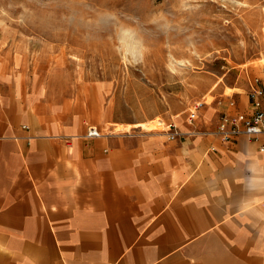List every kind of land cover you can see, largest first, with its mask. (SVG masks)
Returning <instances> with one entry per match:
<instances>
[{
  "label": "crops",
  "instance_id": "0c3cea01",
  "mask_svg": "<svg viewBox=\"0 0 264 264\" xmlns=\"http://www.w3.org/2000/svg\"><path fill=\"white\" fill-rule=\"evenodd\" d=\"M39 93L0 81V264H264L261 142L211 133L229 102L170 140Z\"/></svg>",
  "mask_w": 264,
  "mask_h": 264
},
{
  "label": "rangeland",
  "instance_id": "374dc122",
  "mask_svg": "<svg viewBox=\"0 0 264 264\" xmlns=\"http://www.w3.org/2000/svg\"><path fill=\"white\" fill-rule=\"evenodd\" d=\"M0 67L59 112L160 120L147 131L168 137L198 102L246 100L264 80V0H0Z\"/></svg>",
  "mask_w": 264,
  "mask_h": 264
},
{
  "label": "built area",
  "instance_id": "2783aa9c",
  "mask_svg": "<svg viewBox=\"0 0 264 264\" xmlns=\"http://www.w3.org/2000/svg\"><path fill=\"white\" fill-rule=\"evenodd\" d=\"M249 93V109L238 111V103L229 101L230 111L222 114L218 127L212 135L228 143L236 136H247L261 142L264 151V86L260 78L254 81ZM264 85V84H263ZM206 102H198L188 114V122L193 123L198 118V111L206 106ZM206 134V133H205ZM184 135L178 130L177 124L171 123L168 128V138L174 140ZM89 137H100L101 132L96 127L89 128ZM215 150V149H214Z\"/></svg>",
  "mask_w": 264,
  "mask_h": 264
},
{
  "label": "bare ground",
  "instance_id": "6f19581e",
  "mask_svg": "<svg viewBox=\"0 0 264 264\" xmlns=\"http://www.w3.org/2000/svg\"><path fill=\"white\" fill-rule=\"evenodd\" d=\"M157 120V119H156ZM158 124H160V120L157 121H150L148 123H141L138 125L140 128H143L144 130H158ZM122 127V126H121ZM123 129V128H121ZM129 129V128H126ZM119 130V129H117Z\"/></svg>",
  "mask_w": 264,
  "mask_h": 264
},
{
  "label": "clouds",
  "instance_id": "9594fccd",
  "mask_svg": "<svg viewBox=\"0 0 264 264\" xmlns=\"http://www.w3.org/2000/svg\"><path fill=\"white\" fill-rule=\"evenodd\" d=\"M165 27H167V25H165ZM126 35H130L129 33V30L128 29H124L122 32H121V37L122 39H124L126 37ZM126 44H128V41L126 39H124V45L126 46ZM137 52L139 53V50L137 49ZM131 58V57H129ZM139 58V55H137L136 57L132 58V59H138Z\"/></svg>",
  "mask_w": 264,
  "mask_h": 264
}]
</instances>
